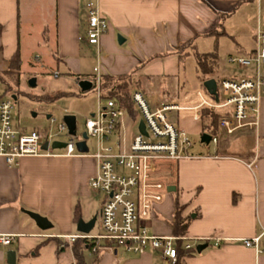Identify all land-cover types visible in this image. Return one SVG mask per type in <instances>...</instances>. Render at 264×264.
I'll use <instances>...</instances> for the list:
<instances>
[{
    "label": "crops",
    "instance_id": "0c3cea01",
    "mask_svg": "<svg viewBox=\"0 0 264 264\" xmlns=\"http://www.w3.org/2000/svg\"><path fill=\"white\" fill-rule=\"evenodd\" d=\"M89 1L109 23L100 38L99 59L96 47L85 40ZM260 27H264V0H0V71L8 69L17 51L21 74L30 64L32 50L42 48L50 50L52 73L59 74L61 67L74 77L77 87L79 79H92L93 67L99 64L103 75L129 74L130 83L138 84L153 106L187 104L196 99L197 91L205 90L194 53H214V63L221 53L225 63L229 56L251 55ZM154 54L166 55L149 60ZM187 55L193 57L196 74L182 72ZM260 71L264 76V64ZM253 74L254 65H249L218 79ZM172 117L188 134H202L201 120ZM136 119L131 116L133 122ZM191 154L163 171L164 198L140 223L154 234L174 235L171 224L177 202L180 215L188 221L185 236L193 245L190 255L184 250L178 253L182 264H264V236L262 252L240 241L264 232V85L252 138L201 143L191 147ZM95 172L96 161L90 155L24 156L12 166L0 157V235L13 236L8 245L0 244V264H9L8 250L15 251L14 264H75L70 248L58 252L52 237L69 244L66 237L80 233L76 222L87 213V197L96 194L88 188ZM96 195L101 205L102 196ZM76 206L79 218L74 220ZM25 211L46 217L52 226L39 229ZM207 237L222 241L214 245L195 240ZM198 244L207 246L197 252ZM96 255L94 264H164L155 250L142 254L121 250L116 257L101 250Z\"/></svg>",
    "mask_w": 264,
    "mask_h": 264
},
{
    "label": "built area",
    "instance_id": "2783aa9c",
    "mask_svg": "<svg viewBox=\"0 0 264 264\" xmlns=\"http://www.w3.org/2000/svg\"><path fill=\"white\" fill-rule=\"evenodd\" d=\"M87 26L85 40L96 47L99 59L101 36L107 32L109 23L93 1L85 5ZM256 48L253 54L229 56L227 62L238 67L254 65L252 76L222 78L215 81L216 94L199 90L192 103L164 102L153 106L141 88L131 92V100L138 119L133 125L136 130L124 140L122 126L126 110L113 100H101L103 73L99 64L93 67L90 79L95 89L98 103L96 110L85 118L82 133L70 134L65 122L49 116L48 127L42 131L20 132L13 125L12 99L8 94L0 95V157L8 166L16 165L24 156H82L90 155L96 161V172L88 181L90 191L102 196L99 208V233H78L67 236L71 242L83 237L96 242L91 252L108 250L117 256L126 253L142 254L147 250L160 253L164 264H176L177 247L189 250L191 238L176 235H157L140 223L146 219L154 206L160 203L166 193L163 171L170 165L185 158H191L192 140L186 130L171 120L172 115H188L200 121L206 111L218 115L217 132L210 135L208 144L218 145L225 139L249 140L256 133L264 76L260 67L264 64V27L256 29ZM53 76H58L57 72ZM131 80V79H129ZM143 121L144 132L139 131V121ZM63 137V138H59ZM94 139V152H81L78 141ZM54 141L64 142L61 148H52ZM47 148L43 149V143ZM252 162L248 165L250 166ZM264 232L251 238L240 239L246 247L262 252L261 237ZM13 236L0 235V244L8 245ZM213 241L219 245L220 237L195 239Z\"/></svg>",
    "mask_w": 264,
    "mask_h": 264
},
{
    "label": "rangeland",
    "instance_id": "374dc122",
    "mask_svg": "<svg viewBox=\"0 0 264 264\" xmlns=\"http://www.w3.org/2000/svg\"><path fill=\"white\" fill-rule=\"evenodd\" d=\"M47 53H50V50L44 52L42 48H34L30 56V64L21 71L17 87L18 91L15 93L12 90L8 91V95L12 99L13 125L16 129L23 132L42 131L49 125L46 115L50 114L57 121H60L64 115L72 114L76 118V132L80 134L84 129L83 122L85 118L96 110L98 98L95 89L92 88L86 92H80L73 79L74 77L67 75L61 67L59 68L58 76L54 77L52 73L54 68H51L53 64L49 65L53 60L49 58ZM223 57L222 53L219 54L216 63L213 65V73L211 74L216 80L221 74L235 70L238 67L225 63ZM193 61L191 55H187L184 58L185 68L184 71L182 70L183 73L196 74ZM31 78L35 79L34 86L28 83ZM192 79L193 77H190V81ZM3 91L4 84L0 81V95L3 94ZM57 92H62V94H56ZM12 95H15V99L12 98ZM99 101L104 104L106 99L102 98ZM173 119L171 117V120ZM135 130L131 116L126 112L122 126L124 140H127L128 135ZM189 137L193 142V147L201 145L199 134H189ZM86 144L89 152L92 153L94 151V139L91 137L87 138ZM86 202L88 215L86 213L81 218L87 219L96 216L95 225L90 233H99L100 198L98 195L90 193ZM65 254H68V252L62 253L61 256L64 257Z\"/></svg>",
    "mask_w": 264,
    "mask_h": 264
},
{
    "label": "trees",
    "instance_id": "16d2710c",
    "mask_svg": "<svg viewBox=\"0 0 264 264\" xmlns=\"http://www.w3.org/2000/svg\"><path fill=\"white\" fill-rule=\"evenodd\" d=\"M166 54H154L149 60L165 56ZM196 62V70L200 81L212 76L214 63V53H194ZM20 78V57L16 51L10 59L9 67L6 71H0V81L4 84V91L2 95L8 94L9 90L14 93L17 92V87ZM129 74L119 76L103 75L101 82V98L106 100H113L119 106L123 107L132 118H137V114L134 111L133 103L131 100V92L138 88V84L130 83ZM80 91V90H79ZM81 92V91H80ZM56 94H62L57 92ZM217 119L218 115L209 111L202 114V129L201 133H208L214 135L217 132ZM181 207L176 202L174 211V221L171 224L172 233L176 236H185L187 232L188 221L180 215ZM74 220L79 218L78 207L76 206L73 212ZM51 238V237H50ZM56 240L57 251L61 252L64 248L69 247L72 256L75 260V264H94L97 261L96 253H92L91 250L95 247L96 242L87 238L77 237L69 244L67 241L61 238L52 237ZM181 249L177 247V262L176 264H182V261L178 257V253ZM185 254H191V249L184 250ZM37 252V249L34 251ZM89 255L91 258H89Z\"/></svg>",
    "mask_w": 264,
    "mask_h": 264
},
{
    "label": "water",
    "instance_id": "95a60500",
    "mask_svg": "<svg viewBox=\"0 0 264 264\" xmlns=\"http://www.w3.org/2000/svg\"><path fill=\"white\" fill-rule=\"evenodd\" d=\"M118 42H121L120 36H118ZM28 83H29V85L34 86L35 80L33 78H31V79H29ZM77 85H78L81 92H86L92 88V82L90 80H87V79H79L77 82ZM202 86L208 93L213 94V95L216 94V91H215L216 84H215V80L213 78L205 79L202 82ZM12 98L15 99V95H12ZM62 120L67 125L69 133L75 134V129H76L75 116L72 114H66L62 117ZM138 128H139V131L144 132V125H143L142 120L139 121ZM82 137L85 139L86 134L82 133ZM209 141H210V135L208 133H202L200 135V142L201 143L208 144ZM64 146H65V143L60 142V141H54L51 144L52 148H61ZM76 147L81 152H87V150H88L86 143H85V140L78 141L76 143ZM42 148L43 149L47 148V142L43 143ZM167 189L170 190V187H168ZM25 212L31 219H33V221L35 222L36 226L39 229L47 230L52 226L46 217H44L38 213L32 212V211H25ZM95 221H96V216H93L88 221H83L81 218H79L76 222V229L80 233L88 234L91 231V229L94 227ZM206 246H207V244H198L196 246V251L200 252ZM6 261L9 264H14V262H15V251L14 250H8L7 251Z\"/></svg>",
    "mask_w": 264,
    "mask_h": 264
}]
</instances>
